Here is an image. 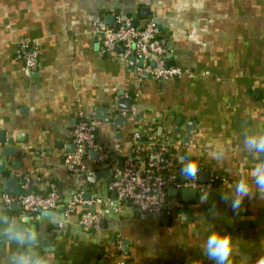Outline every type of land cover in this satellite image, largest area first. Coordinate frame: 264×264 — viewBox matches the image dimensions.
<instances>
[{"label": "crops", "instance_id": "0c3cea01", "mask_svg": "<svg viewBox=\"0 0 264 264\" xmlns=\"http://www.w3.org/2000/svg\"><path fill=\"white\" fill-rule=\"evenodd\" d=\"M116 16L137 27L152 20L167 64L191 74L137 80L134 58L123 59L120 48L101 53L93 22L112 25ZM23 37L37 47L29 71L13 58ZM124 97L134 116L120 114L129 110L117 108ZM79 117L96 121L99 148L87 151L82 175L62 162ZM245 131H264V0H0V208L44 227L56 264H214L202 246L216 230L241 239L233 264H243L246 255L255 261L264 251V197L246 198L239 212L222 198L260 158L244 149ZM134 132L154 148L164 141L165 162L180 176L182 156L198 159V179L214 180L209 200L166 192L168 211L157 216L125 201L114 206L106 184L128 164ZM24 176L30 191L56 187L63 199L47 213H57L62 224H51L48 214L24 213L16 203L4 206L1 197L18 194ZM78 190L100 200L91 207L100 215L95 231L79 227V209L63 215L66 197ZM13 248L0 245V264Z\"/></svg>", "mask_w": 264, "mask_h": 264}, {"label": "built area", "instance_id": "2783aa9c", "mask_svg": "<svg viewBox=\"0 0 264 264\" xmlns=\"http://www.w3.org/2000/svg\"><path fill=\"white\" fill-rule=\"evenodd\" d=\"M93 25L100 35L101 53H112L120 48L123 59L133 56L137 62L134 68L137 80L148 78L161 81L191 74L178 65L167 64V50L163 37L152 20L137 27L129 18L116 16L112 25L103 23L99 18L94 20ZM13 58L20 62L23 70L33 69L37 62V47L32 39L20 38L15 45ZM120 114L134 116V107L130 106L128 111L121 110ZM95 123L92 117H79L74 123L69 133L72 151L62 156L67 171L82 175L87 169V151L99 149L94 143ZM140 138L139 133L132 134L133 153L128 164L121 169L113 170L106 184V189L114 193V206L120 201H125L142 213L162 215L168 211L167 188L171 187L176 193L187 187L200 194L204 189L213 186V178L189 181L180 176L176 169L170 168L165 162L168 148L164 141L157 142L154 148V145L142 144ZM28 182V177H22L21 190L18 194L3 195L1 199L4 206L16 203L24 213H40L53 210L62 201L63 197L52 183L44 192L38 193L29 190ZM94 203H100V200L84 198L83 191L78 190L66 197L62 208L63 215L67 216L79 209L77 213L79 227L84 231H95L99 227L100 215L91 210ZM175 207L182 209L183 204L177 200Z\"/></svg>", "mask_w": 264, "mask_h": 264}, {"label": "clouds", "instance_id": "9594fccd", "mask_svg": "<svg viewBox=\"0 0 264 264\" xmlns=\"http://www.w3.org/2000/svg\"><path fill=\"white\" fill-rule=\"evenodd\" d=\"M242 135L244 149L260 158L247 177L242 176L230 191L223 194L222 198L229 202L234 212L241 210L246 198L252 199L257 195L264 197V131H245ZM190 157V153L181 157L180 168L181 176L189 181L198 178L203 166L198 159ZM209 198L210 192L207 189L200 192L201 203L207 202ZM47 214L51 224L59 226L63 223V218L57 213ZM49 241L50 235L44 227L7 215L0 208V245L5 242L14 245L5 264H56L54 246ZM241 245V239L231 233L212 231L203 243V255L214 264H233V257ZM243 264H264V251L255 261L246 255Z\"/></svg>", "mask_w": 264, "mask_h": 264}, {"label": "water", "instance_id": "95a60500", "mask_svg": "<svg viewBox=\"0 0 264 264\" xmlns=\"http://www.w3.org/2000/svg\"><path fill=\"white\" fill-rule=\"evenodd\" d=\"M110 20H111V18L110 19H108V22H110ZM132 24H134V21H133V23ZM132 59H133V56L132 55H130V56H128V60L129 61H132ZM129 106H130V99H129V97H124V98H119L118 100H117V108H121V109H129ZM73 146V145H72ZM6 150L7 151H11L10 150V148H8V147H4L3 149H2V151L4 152V153H6ZM2 162L0 161V164H1ZM0 170H1V166H0ZM89 175H94V173L93 172H91V173H88V176ZM11 180H15L14 178H11ZM166 192L167 193H173L174 192V190L172 189V188H167V190H166ZM194 193H195V191H194V189H192V188H181L180 190H179V194H180V198H181V200H186V199H189V198H191L192 197V195H194ZM41 215H47V211H43V212H41L40 213ZM187 214H188V211L187 210H181L180 212H179V215H180V217H186L187 216Z\"/></svg>", "mask_w": 264, "mask_h": 264}]
</instances>
